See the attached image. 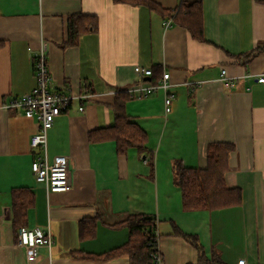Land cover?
Masks as SVG:
<instances>
[{
	"label": "crops",
	"instance_id": "obj_1",
	"mask_svg": "<svg viewBox=\"0 0 264 264\" xmlns=\"http://www.w3.org/2000/svg\"><path fill=\"white\" fill-rule=\"evenodd\" d=\"M148 1L157 6L146 0H0V264H130L128 254L90 256L128 242L123 222L132 214L157 219L161 264H264V88L255 81L264 73V1ZM181 3L202 5L204 40L164 14ZM76 15H84L82 33L65 45ZM43 43L50 88L90 94L48 131L49 162L68 159L71 188L62 193H48L32 172L38 120L2 108L36 87L34 58ZM135 65L152 69L157 80L169 72L175 100L166 115L163 90L130 95L126 111L146 132V150L119 155L114 141L92 143L88 134L114 124L115 96L138 84ZM223 69L232 87L221 81ZM214 143L235 147L225 182L241 189V204L186 211L173 164L205 169ZM16 188L33 195L26 227L50 229L54 237L51 251L41 248L31 262L17 245ZM82 221L89 222L85 233Z\"/></svg>",
	"mask_w": 264,
	"mask_h": 264
},
{
	"label": "trees",
	"instance_id": "obj_2",
	"mask_svg": "<svg viewBox=\"0 0 264 264\" xmlns=\"http://www.w3.org/2000/svg\"><path fill=\"white\" fill-rule=\"evenodd\" d=\"M117 1L138 4L141 0ZM146 1L150 7L157 6ZM164 14L172 17L173 22L188 30L193 38L204 40V19L201 4L181 3L177 9L166 11ZM83 17L84 15H76L70 18L68 41L65 45H74L78 42L82 33L79 20ZM260 49L264 50V47ZM253 55L251 53L247 59ZM157 79L152 75L149 83L156 82ZM115 97L112 110L115 117L114 124L104 129L90 131L88 139L92 143L114 141L117 147L116 153L119 155H125L131 148H135L143 154L146 150L147 134L138 124L131 121L126 111V105L132 98L129 93L125 94V92H120ZM234 148V145L230 143L211 144L207 151V167L205 169L187 167L181 160L174 162L173 179L175 185L182 192L183 207L186 211L225 209L241 204V189L229 188L225 182L229 157ZM12 201L11 211L14 226L17 229L27 226V214L34 205L33 195L28 189L16 188L12 191ZM88 223V221L81 222L82 233H85ZM123 224L129 231L128 242L99 257H90L108 259L117 254H128L130 264H156L154 255L158 252L157 219L151 215L132 214ZM189 240L194 242L193 237Z\"/></svg>",
	"mask_w": 264,
	"mask_h": 264
},
{
	"label": "built area",
	"instance_id": "obj_3",
	"mask_svg": "<svg viewBox=\"0 0 264 264\" xmlns=\"http://www.w3.org/2000/svg\"><path fill=\"white\" fill-rule=\"evenodd\" d=\"M166 27L171 22L165 21ZM34 72L37 79L36 87L29 93L12 98L2 106L5 110H21L27 118H36L39 122V129L31 137V147L38 151L36 159L32 163V172L37 183L45 186L48 193L67 192L71 188L69 177V165L66 157H58L53 162L48 159V131L53 127L55 119L63 112L68 111L74 101H83L90 97V94H71L64 90H52V80L47 61V44L43 43L40 51L34 58ZM134 72L138 84L132 87L128 93L132 97H147L158 90H163L164 106L166 115L172 111L175 95L169 91L170 73L165 72L161 79L156 82H145L147 77L153 75L150 68L135 65ZM221 81L229 88L234 80L229 79L225 69L222 70ZM255 81L264 88V73L255 77ZM83 110V106L79 107ZM158 237V233H157ZM17 245L24 249L26 260L31 262L39 257V250L46 248L51 251L54 245V237L50 229L41 227H20L17 232ZM155 263L161 264L162 259L157 252L154 255ZM238 264H247L245 259L239 260Z\"/></svg>",
	"mask_w": 264,
	"mask_h": 264
},
{
	"label": "water",
	"instance_id": "obj_4",
	"mask_svg": "<svg viewBox=\"0 0 264 264\" xmlns=\"http://www.w3.org/2000/svg\"><path fill=\"white\" fill-rule=\"evenodd\" d=\"M147 79H150L149 77H147Z\"/></svg>",
	"mask_w": 264,
	"mask_h": 264
}]
</instances>
